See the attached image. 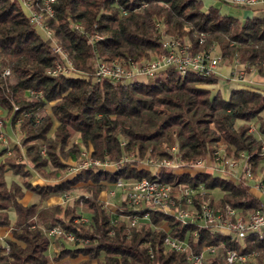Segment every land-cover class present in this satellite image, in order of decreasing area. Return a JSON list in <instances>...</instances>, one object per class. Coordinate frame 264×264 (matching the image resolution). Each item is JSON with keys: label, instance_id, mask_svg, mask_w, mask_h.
<instances>
[{"label": "trees", "instance_id": "1", "mask_svg": "<svg viewBox=\"0 0 264 264\" xmlns=\"http://www.w3.org/2000/svg\"><path fill=\"white\" fill-rule=\"evenodd\" d=\"M24 1L33 9L41 4L0 0V110L12 128L19 121L21 132L12 157H5L7 147L0 148V227L11 233L0 239V264H47L79 256L84 259L77 264H190L184 252L165 247L167 236L186 241L195 254L217 247L208 264H225L228 249L255 251L245 264H264V231L239 239L196 222L181 224L156 209L131 210L125 201L111 211L99 198L118 179H147L170 184L173 196L185 187H201L193 195L194 208L204 203L216 210L229 206L242 215L263 209L243 176L235 183L212 170L154 171L139 160L168 159L166 147L176 145L181 161L191 165L220 148L236 159L243 154L257 169L264 159V91L236 88L225 99L202 87L216 84L215 75L181 76L173 66L146 82L92 79L97 58L140 62L164 53L163 34L182 39L191 53L215 45L224 61L238 59L264 77V18L223 15L218 6L205 8L201 0H55L53 15L45 22L81 74L49 75L62 58L29 22ZM6 69L9 73L3 75ZM82 150L116 162V169L87 168L65 177ZM125 156L129 159L120 163ZM8 170L22 183H8ZM35 174L48 182L30 183ZM76 188L86 194L72 204L42 205ZM25 189L39 196L38 204L20 202ZM80 206L87 210L85 222L78 221ZM10 210L16 215L13 223ZM145 213L148 219H140V225L130 224L132 215L141 218ZM54 226L77 239L69 246L58 239V252L49 257L52 238L46 230Z\"/></svg>", "mask_w": 264, "mask_h": 264}, {"label": "built area", "instance_id": "2", "mask_svg": "<svg viewBox=\"0 0 264 264\" xmlns=\"http://www.w3.org/2000/svg\"><path fill=\"white\" fill-rule=\"evenodd\" d=\"M54 1L55 0H41L39 9H33L30 2H23V8L26 10L29 22L42 32L46 39L50 41L52 52L60 55L62 58V63L56 62L55 67L48 70L47 74L57 75L60 73L68 76L81 74L73 69L70 58L62 47L56 43L52 30L45 22L47 18L53 15L52 4ZM224 1L233 6L242 8L264 5V0ZM94 38L99 39L101 37L95 35ZM161 43L166 50L164 53L153 55L151 58L143 59L140 62H129L122 59H116L107 63L103 59L97 58L92 79L94 81L107 80L113 83L122 84L135 81L146 82L154 77L158 71L169 66L175 67L181 76H184L188 72L208 76L211 74L215 75L219 66L224 62L217 46L215 45L206 50L191 53L189 45L182 39L174 38L167 34L161 36ZM239 65H243V63L238 59H234L230 68L231 75H233L232 77L237 81H241L244 78V69L238 68ZM245 66L248 67L246 64ZM8 73L9 71L6 69L3 72V75H7ZM1 126L2 121H0V140L5 141ZM262 150H264V145L262 146ZM167 151L171 154L170 158L162 160L149 159L147 162L157 168H169L173 173L189 172L190 174H193L195 171H198V168H200V160H198L193 166V169H181V171H179V166L182 164V161L176 153L177 148L172 146ZM41 153L43 154L44 150H41ZM225 155L226 153L224 150L220 148L213 153L212 163L217 166L219 172H223V168H228V170L231 171L238 165V161L235 158L226 157ZM244 157L245 156L241 154V160H243ZM128 158V156L122 157L119 162L122 163ZM116 167V162H111L107 159H95L91 157L86 150H82L75 164L68 167V174L74 175L87 168L115 170ZM242 175L246 179H253L252 171L248 166L243 169ZM228 177L232 178L233 182L237 180L233 173L228 174ZM254 187L257 190L263 191V179L259 178L254 183ZM115 188L122 191L123 201H125L126 205L131 210H138L141 207L156 209L173 216L181 224L196 222L202 227H213L216 231L224 235L235 233L239 239H244L250 234L261 236L264 231V208L255 209L248 215H242L236 209L229 206H226L224 209L216 210L208 203H204L200 208H194L192 206L193 195L196 192L200 193L201 187H199L198 190L191 187H185L180 189L178 195L173 196L171 193V185L163 181H150L147 179L126 181L118 179L115 183ZM109 194L114 196L115 192L110 190ZM64 197L67 198L68 195H64ZM140 219H148V214H143L141 218L137 215H132L130 217V224L137 225L140 222ZM78 221L85 222L86 220L79 218ZM46 233L52 239H63L66 242H74L77 239L73 233L65 232L57 226L49 228L46 230ZM164 245L167 249L184 252L190 264H208L205 255H215L217 252V247L208 246L200 253L195 254L190 250L186 241L178 240L169 236L164 239ZM255 255V251L249 254H240L235 250L228 249L224 255V262L225 264H245L248 258H252Z\"/></svg>", "mask_w": 264, "mask_h": 264}, {"label": "crops", "instance_id": "3", "mask_svg": "<svg viewBox=\"0 0 264 264\" xmlns=\"http://www.w3.org/2000/svg\"><path fill=\"white\" fill-rule=\"evenodd\" d=\"M204 7L207 8L209 6L215 5L218 6L219 12L223 15H232L235 17H238L239 19H245V18H251L256 16V14L258 13H262L263 16L262 18H264V5H257V6H253V7H249V8H242V7H236L231 5L228 2H224V1H217V0H201ZM256 17H260V16H256ZM231 63L224 61L223 64H221L219 66V68L216 71L215 76L218 78V81L216 84L213 85V90H211L212 94H215L216 92H219L221 94V96L225 99L228 98L229 93L232 89H236V88H250V89H255V90H259V91H264V77L261 76L257 70H255L254 68H249L246 67L245 64L243 65H239L238 68L240 69H244V78L241 81H237L235 80L231 75ZM211 89V88H209ZM226 91V93H225ZM225 94H227V96H225ZM264 145V143H263ZM243 161V162H242ZM244 159L241 160L237 171H235V179L241 180L242 179V173H243V167H244ZM261 164H264V159L262 161ZM243 166V167H242ZM198 170L200 171H204L205 169H200L198 168ZM209 170V169H208ZM219 172V171H217ZM238 172V173H237ZM6 174H12L10 170H8L6 172ZM10 177L13 178H9L8 180H15L18 183H22V179H17L15 176L10 175ZM20 178V177H19ZM244 180L248 181L245 177H243ZM263 179V177H262ZM48 180L44 179L43 177H41L38 174L33 175V177L30 179V183H38V184H44L47 183ZM264 183V182H263ZM251 186V189L253 190V193L255 194V196H257L258 198H260L262 200V202L264 203V193L263 191L257 190L254 187V183ZM103 194V192L100 194L99 198L101 199V195ZM103 200V199H101ZM20 202L23 205H29V204H38L39 203V196L28 191V190H24V195L22 197V199L20 200ZM64 203V200L62 199V197H51L46 201L42 202V205H54V204H62ZM16 217V215H15ZM15 221V219L12 221V223ZM11 236L10 233V228L9 227H0V239H4V238H9ZM56 251V250H55ZM70 260V258H64L62 260ZM60 260V261H62ZM58 261V262H60ZM56 262L54 261H49L47 264H55Z\"/></svg>", "mask_w": 264, "mask_h": 264}, {"label": "rangeland", "instance_id": "4", "mask_svg": "<svg viewBox=\"0 0 264 264\" xmlns=\"http://www.w3.org/2000/svg\"><path fill=\"white\" fill-rule=\"evenodd\" d=\"M256 16H260V17H262L263 16V14L262 13H258V14H256ZM228 62V61H227ZM230 63V62H229ZM223 64V63H222ZM202 87H205V88H211L210 90H213V88H215V87H213V84H211V85H202ZM225 93H226V91H225ZM225 96H227V94H225ZM46 110H47V112H48V107H46ZM5 118V111H2V110H0V121H2V126H1V130H2V132H3V136H4V139H5V141H1L0 140V148L1 147H7L8 148V151L6 152V154H5V157H12L13 155H14V152H13V147L15 146V145H19L20 144V139H21V132L19 131V129H18V124H19V122H17V125H16V127L15 128H12L11 126H10V123H9V121ZM74 136H77V135H75L74 134ZM175 147H176V145H174ZM171 147H166V150H168V149H170ZM226 157H231V158H234L232 155H228V154H226L225 155ZM4 158V157H3ZM212 158L213 157H210V158H208V159H206V160H200V169L202 168V169H205V170H212V171H218V168H217V166L215 165V164H213L212 163ZM96 159V158H95ZM129 159V158H128ZM127 159V160H128ZM151 160H157V159H154V158H150ZM236 159V158H235ZM237 161H238V165L236 166V168H234L233 170H231V171H229L228 170V168H223L224 169V171L223 172H218L219 173V175L221 176V177H226V178H229L228 177V174H234L235 173V171H237V169H238V166H239V164H240V162H241V158H237L236 159ZM18 161H19V159H18ZM198 161V160H197ZM243 162V161H242ZM244 162H245V160H244ZM141 163V164H140ZM196 163V162H195ZM195 163L194 164H191V165H185L184 164V162H182V164L179 166V171H181V169L182 170H185V169H193V166L195 165ZM75 164V163H74ZM73 164V165H74ZM139 165L140 166H144V167H150L152 170H157L158 168L157 167H155V166H151L152 164H150V163H148L146 160H143V161H141V160H139ZM72 166V165H71ZM249 167L250 169H251V171H252V177H253V179H247L248 181H246L245 180V182L247 183V184H249V185H252L253 183H255L259 178H262L263 177V175H264V164H260L258 167H257V169H253L247 162H245L244 163V167H243V169L245 168V167ZM70 167V166H69ZM169 169V168H168ZM68 169L65 171V177H71V176H73L72 174H68ZM194 172V171H193ZM193 172H191V173H193ZM195 172H197V171H195ZM194 172V173H195ZM230 172H232V173H230ZM175 173V172H174ZM179 173H181V172H179ZM238 173V172H237ZM224 174H226V175H224ZM10 175H12V176H14L13 174H6V179H7V181H8V183H10L11 182V180H8V177L9 178H13V177H10ZM17 179H22L21 177L19 178V177H17V176H15ZM229 179H231L232 180V178H229ZM241 180H235V182L236 183H239ZM110 190H113L114 192H115V195L114 196H112V195H110L109 194V191ZM263 193H264V189H263ZM81 194H86L85 193V191H83L82 189H79V188H76L75 190H73L72 192H69V193H66V194H64V195H68V197L67 198H65L64 197V195L63 196H61L62 197V199L64 200V203H66V204H72V202H73V200L76 198V197H78L79 195H81ZM214 195L215 196H217V192H215L214 193ZM101 199H103L102 201L104 202V204H105V206L109 209V210H111V211H114L115 210V208L123 201V193H122V191L121 190H119V189H117V188H115V186H113V187H111L108 191H103V194L101 195ZM100 199V200H101ZM127 206V205H126ZM128 207V206H127ZM78 213H79V215H80V218H83L84 220H87V210L83 207V206H80L79 208H78ZM9 217H10V220H11V222L15 219V211L14 210H10V212H9ZM140 223L141 222H139L137 225H140ZM163 227L164 228H166V225L165 224H163ZM63 243L65 244V245H71L72 244V242H66V241H64L63 240ZM58 240L57 239H52V243L50 244V246H49V249H48V256L49 257H52L53 255H55L57 252H58ZM56 250V251H55ZM211 256L212 255H210V254H206L205 255V257H206V259H209V258H211ZM82 259H84L83 257H81V256H79L78 258H75V259H66V260H62V261H60V262H56L55 264H77L80 260H82ZM92 264H95V261H92Z\"/></svg>", "mask_w": 264, "mask_h": 264}]
</instances>
